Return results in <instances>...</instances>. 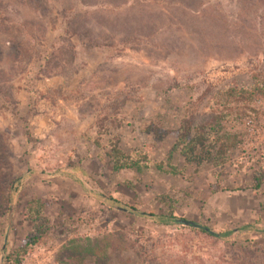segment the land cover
Masks as SVG:
<instances>
[{
	"label": "rangeland",
	"instance_id": "rangeland-1",
	"mask_svg": "<svg viewBox=\"0 0 264 264\" xmlns=\"http://www.w3.org/2000/svg\"><path fill=\"white\" fill-rule=\"evenodd\" d=\"M192 1L0 0V181L10 194L0 264L31 231L33 197L49 229L21 264H61L68 240L109 232L124 241L107 264H264V176L251 187L264 163V97L251 104L256 114L222 122L237 139L222 166L174 154L181 174L151 165L136 175L112 171L106 155L117 133L126 152L146 147L151 162L164 160L180 123L207 119L217 90L264 81V2ZM81 14L99 45L67 31ZM100 125L109 133L97 135ZM120 204L155 214L170 204L198 226L158 224Z\"/></svg>",
	"mask_w": 264,
	"mask_h": 264
},
{
	"label": "trees",
	"instance_id": "trees-1",
	"mask_svg": "<svg viewBox=\"0 0 264 264\" xmlns=\"http://www.w3.org/2000/svg\"><path fill=\"white\" fill-rule=\"evenodd\" d=\"M31 1L34 4H38L39 2V0ZM257 1L259 3L264 2V0H248L247 2L253 5L257 4ZM192 2V0H181V4L186 5L193 4ZM193 12L198 13V10L193 9ZM213 20L211 16V18L207 19V23L211 25L213 24ZM215 20L220 21L221 19L215 17ZM124 21V24H127V20ZM142 22L140 20L138 25H142ZM85 23H87V18L82 14L77 15L73 20L69 21L67 31L70 34L80 35L86 38L88 43H91V46L99 45L96 42L92 43L94 39H92L88 27H85ZM109 24L110 27L115 26L113 22H109ZM150 24L147 23L146 26ZM175 24L177 26L179 24L182 26L181 28H191L190 26L192 25L191 21H183L182 19L178 20ZM260 24L258 23V29L261 27ZM141 25L140 28L143 26ZM256 97H264V81L256 76L252 77V82L249 85H229L217 90L214 94L207 119L194 121V119L188 118L180 123L175 132L174 141L164 160L151 162L146 147L144 151L133 150L126 152L120 146L118 134L109 133L106 128L107 126L103 127L100 125L97 129V135L101 136L109 133L106 155L109 159L111 170L114 172L122 169H131L136 175H142L152 165L154 169L170 175L181 174L182 171L173 164L174 154L180 155L187 165H194L195 167L202 166L203 164L222 166L229 161L230 151L235 147L237 142L236 132L226 129L222 122L226 120L240 122L245 116H249L250 113L253 115L256 114L251 107ZM115 123L119 124L117 120ZM150 129L149 127L146 130L149 131ZM156 136L157 138L162 137L159 134ZM263 176L264 163L252 173L251 187L254 190L261 186ZM1 187L0 181V217L10 209V194H6ZM108 200L112 202L111 204H118V201L111 197ZM43 208L44 202L41 198L33 197L27 201L25 214L31 223V231L22 240L20 245L6 253L2 264H21L23 256L33 246L42 242L49 229V221L43 214ZM119 208L129 209L133 214L148 217L158 224L169 225L177 222V217L174 216L173 208L170 204L165 212L158 214L140 211L137 208L128 207L126 204H120ZM201 230L212 236L219 235L205 227H201ZM225 234V232L220 233V235ZM121 241H124L121 232H109L94 238H73L68 240L59 249L57 261L61 264H85L86 260L90 259L91 264H107L109 260L108 249L115 248L116 243L119 245Z\"/></svg>",
	"mask_w": 264,
	"mask_h": 264
},
{
	"label": "water",
	"instance_id": "water-1",
	"mask_svg": "<svg viewBox=\"0 0 264 264\" xmlns=\"http://www.w3.org/2000/svg\"><path fill=\"white\" fill-rule=\"evenodd\" d=\"M177 223L186 225V226H198L196 223H194L193 221L187 220V219H183V218H179L176 220Z\"/></svg>",
	"mask_w": 264,
	"mask_h": 264
}]
</instances>
